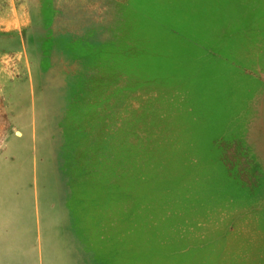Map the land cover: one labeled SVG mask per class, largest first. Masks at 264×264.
Instances as JSON below:
<instances>
[{
    "label": "rangeland",
    "instance_id": "obj_1",
    "mask_svg": "<svg viewBox=\"0 0 264 264\" xmlns=\"http://www.w3.org/2000/svg\"><path fill=\"white\" fill-rule=\"evenodd\" d=\"M0 211V264H264V0H0Z\"/></svg>",
    "mask_w": 264,
    "mask_h": 264
},
{
    "label": "bare ground",
    "instance_id": "obj_2",
    "mask_svg": "<svg viewBox=\"0 0 264 264\" xmlns=\"http://www.w3.org/2000/svg\"><path fill=\"white\" fill-rule=\"evenodd\" d=\"M6 221H7V219H6V217L3 215V213H1V211H0V225H1V227H3L4 226V224L6 223ZM59 251V250H58ZM45 256V255H44ZM67 263H68V261H67Z\"/></svg>",
    "mask_w": 264,
    "mask_h": 264
}]
</instances>
